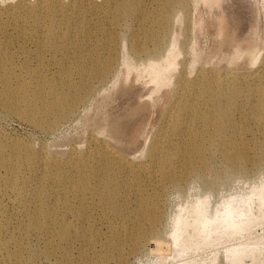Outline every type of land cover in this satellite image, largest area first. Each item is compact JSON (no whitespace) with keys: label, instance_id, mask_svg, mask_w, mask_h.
Segmentation results:
<instances>
[{"label":"bare ground","instance_id":"obj_1","mask_svg":"<svg viewBox=\"0 0 264 264\" xmlns=\"http://www.w3.org/2000/svg\"><path fill=\"white\" fill-rule=\"evenodd\" d=\"M195 1L193 64L198 60L209 64L193 78L196 85L190 83L179 59L187 0H165L154 12L148 11L142 0L18 3L20 39L29 36L39 49L45 47L62 80L59 87L52 82L46 89L40 80L31 88L19 79L17 87L22 91L13 92L8 90L12 83L6 75L0 102L40 127L56 126L82 104V133L88 127L96 132L82 145L71 144L43 154L29 147L11 144L6 148L0 144V166L7 170L0 177L4 185L0 197L15 195L17 205L26 212L13 223L5 218L6 210L0 206V264H35L36 257L27 253L30 247L25 240L54 231L63 237L71 226L90 218L86 210L93 205L120 213L117 197L126 189L135 191L143 215L154 224L158 201L145 191L144 175L159 177L163 184L186 178L195 167V159L204 166L205 149L216 137L222 143L231 142L224 155L234 168L238 167L234 164L237 159L245 158L240 147L248 144V138L238 133L249 130L251 120L264 119V62L256 66L264 47V0ZM172 12L176 18L170 25L168 15ZM136 16L151 19L160 30L147 27L143 35L133 31L130 47L122 51L120 61L100 58L99 47L111 45L115 36L104 21L119 25ZM4 28L1 22L0 32ZM162 30L171 31L168 38L159 36ZM98 33L105 41L95 47ZM2 37L0 47L4 44ZM71 61L75 65L66 64ZM96 80L101 81V87L92 86ZM201 104L205 109L199 112ZM198 122L201 129H195ZM171 135H183L177 158L172 154L177 146ZM186 140L190 141L184 143ZM28 180H35L37 185L28 187ZM57 197L62 204L53 208L47 200ZM183 210L191 212L192 219L181 214L174 217L170 240L157 264L176 258L182 260L173 264H217L216 256L208 262L183 255L192 247L219 245L227 240L232 241L223 253L227 263L246 264L251 248L234 238L264 218V181L249 193L225 199L213 210L207 196L195 199ZM187 226H191L188 234ZM139 239H132L131 249L137 247ZM256 262L251 260L249 264Z\"/></svg>","mask_w":264,"mask_h":264},{"label":"rangeland","instance_id":"obj_2","mask_svg":"<svg viewBox=\"0 0 264 264\" xmlns=\"http://www.w3.org/2000/svg\"><path fill=\"white\" fill-rule=\"evenodd\" d=\"M21 0H0V23H5V28L0 32L4 44L0 47V89L5 88L3 82L7 75L12 83L9 91H22L17 87L18 81L25 80L31 88L40 80L47 89L50 83L55 82L60 86L61 77L58 69L54 65V60L50 59L49 51L44 47L39 49L38 45L32 41L31 37L21 40L18 35L20 24L21 8L18 3ZM148 11H156L160 3L165 0H142ZM198 3L195 0H187L183 9L184 34L181 36L182 53L180 54L181 67L190 79V83L196 85L193 79L197 76L200 68L209 66L203 60H198L193 64L194 56L191 51L192 46V20L196 14ZM64 19V17H62ZM176 13H169V24L173 25ZM109 31L115 34L112 37L111 45L105 44L99 47L100 58L110 57L120 61L122 51L130 47V37L133 31L144 34L147 27L157 28L151 19L143 17H133L125 20L123 24L111 25L109 20H105ZM171 31L160 32L159 36L168 38ZM6 35H9L6 37ZM123 37L125 40L123 41ZM101 34L95 36V47L105 40L101 39ZM152 47V43L148 44ZM143 56V55H142ZM264 62V47L256 66ZM204 63V64H203ZM66 64L75 65L73 61ZM79 79L78 75H74ZM253 81H256L252 79ZM93 87H101V81H94ZM96 88V89H97ZM60 89V88H59ZM188 92H193L189 86ZM31 94V91H27ZM115 102V101H114ZM198 103V102H197ZM82 104L78 105L72 115L61 120L56 126L45 125L40 127L33 121L18 115L13 110L6 108L0 102V144L6 148L13 146L29 147L38 153H45L51 149H59L71 144L82 145L85 140L96 132L91 127L83 134L84 125L79 122ZM205 105L201 104L202 112ZM242 111H248L243 108ZM202 124L198 122L195 129H201ZM249 130H243L238 136H246L248 144L240 150L245 155L243 159H237L234 168L224 155L226 148L231 147V142L222 143L216 137L205 149V164L199 166V161L195 159L193 170L185 178H177L176 181L163 184L159 177L144 175L143 187L150 195L158 201V210L155 211L157 221L152 224L149 216L143 215L144 208L137 203L135 191L126 189L125 194L117 197L120 213L114 214L106 211L100 205L89 207L87 214L89 219L81 224L71 226L66 235H59L58 231L50 235L32 236L24 243L30 247L31 256H35V264H157L161 252L170 240V232L174 217L178 214L186 216L189 221L192 219L191 212H185L183 208L191 205L195 199L209 197V207L213 210L216 206L231 196L249 193L251 188L264 181V119L262 121L251 120L248 124ZM82 133V135L80 134ZM173 143L177 148L173 151V156L181 153L183 135H171ZM151 142V139H148ZM190 140L184 141V143ZM139 153V152H136ZM15 155V153H10ZM19 154V153H17ZM177 162L175 163V165ZM126 170V174H128ZM7 170L0 166V177L5 176ZM39 175L42 171L39 170ZM37 185L35 180H28L27 186L33 188ZM157 186V190L154 187ZM4 185L0 184V189ZM62 187V186H59ZM61 198L48 199L47 201L56 208L62 204ZM150 202H153L150 197ZM148 201V200H146ZM0 206L3 207L5 218L13 223L17 219L24 217L26 212L17 205V197H0ZM257 210V208H256ZM120 214V215H119ZM124 220V223L122 224ZM124 230H121V228ZM187 233L191 232V226H187ZM90 230L86 235L84 233ZM140 238L135 249H131L132 239ZM235 240H241L246 246L251 248V252L245 258L246 264L251 260L262 264L264 261V218L257 221L250 231H245ZM232 246V241L227 240L221 244H205L199 248H190L184 258L193 257L204 259L210 262V258L215 257V263L228 264L224 259L225 247ZM181 258L167 259L162 264H173ZM24 264V263H20Z\"/></svg>","mask_w":264,"mask_h":264}]
</instances>
